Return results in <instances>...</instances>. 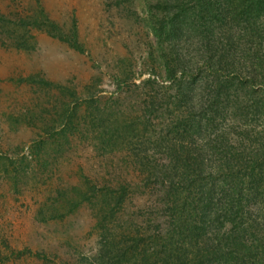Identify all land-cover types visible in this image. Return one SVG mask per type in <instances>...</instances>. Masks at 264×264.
<instances>
[{"label": "rangeland", "instance_id": "rangeland-1", "mask_svg": "<svg viewBox=\"0 0 264 264\" xmlns=\"http://www.w3.org/2000/svg\"><path fill=\"white\" fill-rule=\"evenodd\" d=\"M153 2L0 0V14L8 16L10 27H0V264L90 261L100 247L94 225L106 213L112 233L106 236L132 249L121 264L153 252L162 264L163 246L186 249L177 238L183 220L171 216L174 164L163 156L156 163L165 171H158L154 144L129 143L122 130L114 132L116 119L130 117L133 104L146 94L155 99L158 86L170 85L152 34L150 15L159 13ZM22 19H27L22 38L27 44L19 50L20 34L15 38L11 31ZM45 19L66 34L76 27L81 50L47 32L51 26ZM162 115L156 114V124ZM56 197L62 217L49 218ZM250 209L252 215L260 212ZM261 212L264 217V207ZM174 253L169 258L180 254ZM197 258L180 255L169 264Z\"/></svg>", "mask_w": 264, "mask_h": 264}, {"label": "trees", "instance_id": "trees-1", "mask_svg": "<svg viewBox=\"0 0 264 264\" xmlns=\"http://www.w3.org/2000/svg\"><path fill=\"white\" fill-rule=\"evenodd\" d=\"M153 1L159 13L150 15L152 34L170 85L159 87L155 81L161 95L139 99L129 108L130 117L116 119L114 132L122 130L129 143L154 144L155 163L165 156L175 166L169 168L176 178L169 183L175 192L171 216L183 220L177 238L186 249L180 253L163 246L162 264L193 254L197 260L186 264H264V0H156V7ZM26 20L11 31L15 38L20 34L19 50L27 44L22 39ZM8 22L0 14V27H9ZM43 22L51 26L47 32L81 50L76 27L66 34L49 19ZM182 150L186 157L175 159ZM107 190L111 199L113 192ZM57 193L63 197V191ZM57 202L58 197L49 205L54 207L49 218L62 217ZM252 207L260 212L252 215ZM107 215L94 225L100 230L97 253L80 264H121L131 255L130 247L106 236L112 235ZM173 234L167 239L173 240ZM172 252L180 254L169 258ZM152 257L158 264L155 252L129 264H147Z\"/></svg>", "mask_w": 264, "mask_h": 264}]
</instances>
